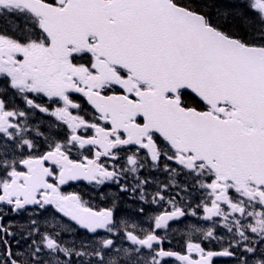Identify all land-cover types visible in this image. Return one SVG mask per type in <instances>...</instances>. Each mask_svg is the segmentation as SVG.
Returning a JSON list of instances; mask_svg holds the SVG:
<instances>
[{
    "label": "snow or ice",
    "instance_id": "6c2138e0",
    "mask_svg": "<svg viewBox=\"0 0 264 264\" xmlns=\"http://www.w3.org/2000/svg\"><path fill=\"white\" fill-rule=\"evenodd\" d=\"M0 264H264V0H0Z\"/></svg>",
    "mask_w": 264,
    "mask_h": 264
},
{
    "label": "flooded vegetation",
    "instance_id": "af4514ba",
    "mask_svg": "<svg viewBox=\"0 0 264 264\" xmlns=\"http://www.w3.org/2000/svg\"><path fill=\"white\" fill-rule=\"evenodd\" d=\"M78 190H81V189H78ZM82 190H84V191H87V189H86V188H83Z\"/></svg>",
    "mask_w": 264,
    "mask_h": 264
}]
</instances>
